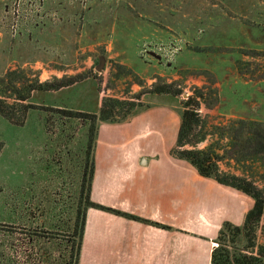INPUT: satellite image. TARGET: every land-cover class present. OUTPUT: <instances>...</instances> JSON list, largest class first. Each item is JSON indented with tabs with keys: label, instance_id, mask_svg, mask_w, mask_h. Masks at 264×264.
<instances>
[{
	"label": "rangeland",
	"instance_id": "374dc122",
	"mask_svg": "<svg viewBox=\"0 0 264 264\" xmlns=\"http://www.w3.org/2000/svg\"><path fill=\"white\" fill-rule=\"evenodd\" d=\"M57 80L73 84L38 89ZM164 83L182 94H155ZM190 96H199L197 134L207 137L183 148L211 147L222 172L264 190V165L237 161L228 130L264 122V0H0V100L19 122L0 115V264L68 260L89 125L67 111L98 113L105 97L169 106L179 127L163 151ZM36 232L43 238L32 245Z\"/></svg>",
	"mask_w": 264,
	"mask_h": 264
},
{
	"label": "crops",
	"instance_id": "0c3cea01",
	"mask_svg": "<svg viewBox=\"0 0 264 264\" xmlns=\"http://www.w3.org/2000/svg\"><path fill=\"white\" fill-rule=\"evenodd\" d=\"M173 110L154 105L100 125L91 200L140 219L90 208L80 264H211L223 223L243 225L249 195L173 158L174 142L159 151L178 132Z\"/></svg>",
	"mask_w": 264,
	"mask_h": 264
},
{
	"label": "trees",
	"instance_id": "16d2710c",
	"mask_svg": "<svg viewBox=\"0 0 264 264\" xmlns=\"http://www.w3.org/2000/svg\"><path fill=\"white\" fill-rule=\"evenodd\" d=\"M71 81L57 80L50 83H41L39 90L44 92L58 91L63 87L72 85ZM155 94H169L172 96L181 95L182 92L174 88L172 84L164 83L155 87ZM199 96H190L183 102V110L180 112V129L176 138L171 155L175 159L185 160L193 166L198 173L212 179L219 184L229 186L249 195L253 199V208L246 214V219L242 226L234 225L225 221L221 227L216 243L218 246L213 250L211 264H264V245L258 246L257 229L260 221L264 218V190L255 185L246 177L229 175L222 172L219 162L223 158L211 147L205 149H188L183 148L186 145L194 146L203 142L207 135L201 133L202 118L200 109ZM116 99L105 97L98 113L84 114L81 112L73 113L67 111L66 118H84L86 117L89 125V143L87 147V160L85 164V174L82 182V192L85 193V204L79 206L74 224L72 226L71 238L67 241L69 249L68 260L65 264H80L82 246L86 231V217L88 209L95 208L106 213L123 215L130 220L140 219L132 214L123 211L105 207L91 200L92 178L95 173V149L99 127L102 123L122 124L128 122L135 115L144 110L139 98ZM23 100H26L23 98ZM0 115L5 119L19 124L13 118L8 104L0 100ZM228 126V130L234 131L233 155L237 153V161L257 160L264 165V122L240 119ZM236 149V151H235ZM233 157V158H236ZM30 242L35 245V241H40L43 236L39 233H30Z\"/></svg>",
	"mask_w": 264,
	"mask_h": 264
},
{
	"label": "water",
	"instance_id": "95a60500",
	"mask_svg": "<svg viewBox=\"0 0 264 264\" xmlns=\"http://www.w3.org/2000/svg\"><path fill=\"white\" fill-rule=\"evenodd\" d=\"M103 63H104V58H100V64H99L97 70H99V71L102 70Z\"/></svg>",
	"mask_w": 264,
	"mask_h": 264
}]
</instances>
